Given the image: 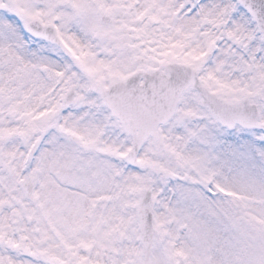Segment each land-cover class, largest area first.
<instances>
[{"label": "snow or ice", "instance_id": "obj_1", "mask_svg": "<svg viewBox=\"0 0 264 264\" xmlns=\"http://www.w3.org/2000/svg\"><path fill=\"white\" fill-rule=\"evenodd\" d=\"M0 264H264V0H0Z\"/></svg>", "mask_w": 264, "mask_h": 264}]
</instances>
